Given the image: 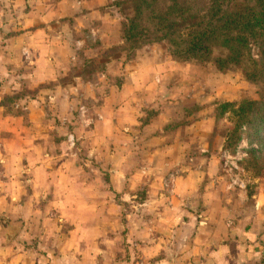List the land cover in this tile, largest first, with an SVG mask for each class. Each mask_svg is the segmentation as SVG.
Listing matches in <instances>:
<instances>
[{
    "label": "crops",
    "instance_id": "crops-1",
    "mask_svg": "<svg viewBox=\"0 0 264 264\" xmlns=\"http://www.w3.org/2000/svg\"><path fill=\"white\" fill-rule=\"evenodd\" d=\"M95 1L0 0V264H264V188L231 185L210 118L162 103L163 63L75 69L109 46Z\"/></svg>",
    "mask_w": 264,
    "mask_h": 264
},
{
    "label": "rangeland",
    "instance_id": "rangeland-1",
    "mask_svg": "<svg viewBox=\"0 0 264 264\" xmlns=\"http://www.w3.org/2000/svg\"><path fill=\"white\" fill-rule=\"evenodd\" d=\"M129 2L130 0H99L93 3L95 5L92 6H99V11L103 12V19L97 21L99 30H101L97 35L108 42L109 46L103 47L104 49L99 51L100 57L97 60L98 63L93 66L94 68L84 71L87 79H90V83H95L91 82L93 78L92 70L96 67L99 70L105 69L104 58L106 56L119 55L126 63H129L135 58L138 51H148V58L144 60L148 67L144 69V72H150V69L158 64V67L164 65L161 70L162 79L159 84L166 90L165 93L164 91L160 93L161 95L164 94L160 99L162 103L171 109L173 108L172 112L174 111L177 120L180 121L184 120L186 116L198 120L210 118L212 126L216 127L219 135L226 138L223 149L230 155L228 161L237 164L238 169L233 168V171L238 179L244 182V188L247 192L251 195L255 192V186L258 185L264 188V122L256 121L236 128V116L222 109L227 102L236 105L245 100L262 102L264 99V83L261 80L246 78L242 67L230 66L221 70L218 69L213 60L205 62L178 60L170 55L167 46L163 43L143 46L137 49L132 57L133 53L131 55L129 50L130 45L124 41L118 43L121 40V28L124 18L132 13ZM111 24L112 26L117 25V29H113ZM116 39L118 40L116 41ZM91 41L93 42L92 39ZM251 54L255 59L259 58L257 46H251ZM216 55H220L218 49L214 50L213 56ZM142 56H146V54H142ZM78 66L75 67L76 70H80L81 64ZM81 72L83 73V71ZM69 79V77H65L62 81L65 83ZM59 81L62 83L61 80ZM53 85L54 82H45L37 87L38 91L25 92L26 90H19L20 94L26 95L28 98L38 94L41 89L52 88ZM73 96L76 97L74 98L75 105L71 107L74 111L73 116L69 118L75 121L76 127L82 128V118L87 117L89 113L93 114L94 110L92 107L89 111L85 105L81 88ZM42 99L43 102L44 98ZM70 99H73V97ZM175 100L177 104L174 106ZM81 106L85 110L83 115L80 111ZM7 110L10 111V106ZM68 112H70L69 109ZM146 112L149 113L150 111ZM179 125H182V123L179 122ZM81 140L82 137L73 147L76 154L78 152L82 154ZM253 158H256V160L253 161Z\"/></svg>",
    "mask_w": 264,
    "mask_h": 264
},
{
    "label": "trees",
    "instance_id": "trees-1",
    "mask_svg": "<svg viewBox=\"0 0 264 264\" xmlns=\"http://www.w3.org/2000/svg\"><path fill=\"white\" fill-rule=\"evenodd\" d=\"M129 3L132 13L122 23L121 43L130 45L132 57L143 46L163 43L178 60H213L221 70L242 67L246 78L264 83V0H130ZM252 45L258 47L257 59L251 54ZM217 49L220 55L213 56ZM97 63L95 59L83 58L79 68L83 73L78 72L87 80L84 71ZM103 70L96 67L92 72L95 75ZM20 93L5 96L1 105L9 106L24 97ZM222 109L236 116V128L264 122V99L260 103L245 100L238 105L227 102Z\"/></svg>",
    "mask_w": 264,
    "mask_h": 264
},
{
    "label": "built area",
    "instance_id": "built-area-1",
    "mask_svg": "<svg viewBox=\"0 0 264 264\" xmlns=\"http://www.w3.org/2000/svg\"><path fill=\"white\" fill-rule=\"evenodd\" d=\"M80 111H82V114L85 112V110H84V108H83L82 106L80 107ZM68 142H69V145H70L71 147L74 146L75 139H74L73 134H70V135L68 136ZM222 157H223V159H224V161H223V159H222L224 167H225L227 170H229L230 173H231V185H237V186H239V187L244 188V187H245L244 182H242L241 180H239L238 177L235 175V173H234V171H233V168H235V169L237 168V169H238L237 164H233V163H230V162L228 161V160H229L228 157H230V155L227 154L226 151H223V153H222ZM229 164H230V165H229Z\"/></svg>",
    "mask_w": 264,
    "mask_h": 264
},
{
    "label": "water",
    "instance_id": "water-1",
    "mask_svg": "<svg viewBox=\"0 0 264 264\" xmlns=\"http://www.w3.org/2000/svg\"><path fill=\"white\" fill-rule=\"evenodd\" d=\"M263 256H264V252H263Z\"/></svg>",
    "mask_w": 264,
    "mask_h": 264
}]
</instances>
